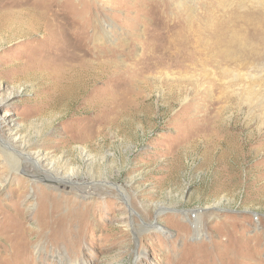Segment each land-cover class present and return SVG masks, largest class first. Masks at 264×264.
Masks as SVG:
<instances>
[{
  "label": "rangeland",
  "instance_id": "374dc122",
  "mask_svg": "<svg viewBox=\"0 0 264 264\" xmlns=\"http://www.w3.org/2000/svg\"><path fill=\"white\" fill-rule=\"evenodd\" d=\"M0 264H264V0H0Z\"/></svg>",
  "mask_w": 264,
  "mask_h": 264
},
{
  "label": "bare ground",
  "instance_id": "6f19581e",
  "mask_svg": "<svg viewBox=\"0 0 264 264\" xmlns=\"http://www.w3.org/2000/svg\"><path fill=\"white\" fill-rule=\"evenodd\" d=\"M40 15V14H39ZM39 15L37 14V15H35V16H33L32 17V21L31 22H34L33 24L34 25H36V24H38L39 22H40V17H39ZM44 18V17H43ZM41 23H42V21H41ZM27 25V24H26ZM30 25V24H29ZM28 26V25H27ZM35 27H37V26H35ZM29 28V27H28ZM31 28H33V27H31ZM36 29V28H35ZM31 30V29H30ZM37 30H38V28H37ZM37 30H35V31H37ZM28 31V30H27ZM9 157H11L12 158V160L9 158ZM35 161H37V162H41V161H43V158L41 159L40 158V155H36L35 157H32ZM8 159H9V161L8 162H10V164H11V168H10V170H15V169H19V161H18V158L15 156V155H13V154H9L8 155ZM20 171V170H19ZM9 176H10V174H9ZM8 176V177H9ZM119 188H121L123 191H125V189L122 187V185H120L119 186ZM161 212V211H160Z\"/></svg>",
  "mask_w": 264,
  "mask_h": 264
}]
</instances>
